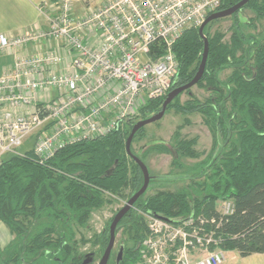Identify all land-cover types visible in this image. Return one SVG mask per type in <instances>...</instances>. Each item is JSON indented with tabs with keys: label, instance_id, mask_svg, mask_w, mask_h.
<instances>
[{
	"label": "trees",
	"instance_id": "obj_1",
	"mask_svg": "<svg viewBox=\"0 0 264 264\" xmlns=\"http://www.w3.org/2000/svg\"><path fill=\"white\" fill-rule=\"evenodd\" d=\"M239 1L221 0L217 11ZM245 10L254 14L252 19L243 18ZM229 19L227 40L222 32L209 33L211 24L219 20L204 29L208 57L196 86L205 87L208 97L200 101L187 90V101L180 103L179 95L166 110L200 114L212 137L211 150L195 165L196 176H161L167 182L189 179L188 188L175 192L159 190L148 197L143 198V194L136 201L116 228V233L123 229L131 243H125L118 264L138 262L146 233L145 215L168 220L197 213L218 220L217 201L233 204L232 214L220 220L221 249L235 251L241 257L264 254V28L257 35L245 34L241 28L243 24L253 27L255 21L264 20V0H249ZM203 48L198 28H188L177 38L172 51L178 73L168 92L192 80ZM153 50L160 55L161 44L156 43ZM225 69L232 72L221 81L218 73ZM165 97L148 100L137 116L124 120L118 129L67 145L50 160L40 162L32 149L1 160L0 223L9 230L13 242L0 250V264L80 263L73 226L84 227L93 211L111 203L113 198L123 197V190H129L125 198L128 200L140 189L142 173L127 154L125 143L133 125L158 113ZM143 136L141 128L132 142ZM196 143L197 138L186 139L176 132L168 143H150L140 154L134 153L132 146L130 151L143 163L151 152L168 154L171 168L181 170L182 159L201 157ZM200 179L203 181L196 182ZM152 180L156 182L157 178ZM109 225L110 221L95 238L98 251L107 245ZM10 247L13 252L3 257Z\"/></svg>",
	"mask_w": 264,
	"mask_h": 264
},
{
	"label": "built area",
	"instance_id": "obj_2",
	"mask_svg": "<svg viewBox=\"0 0 264 264\" xmlns=\"http://www.w3.org/2000/svg\"><path fill=\"white\" fill-rule=\"evenodd\" d=\"M220 4L99 0L78 13L71 0L41 3L44 27L0 34V55L17 51L0 77V162L21 156L29 140L40 162L50 160L67 145L118 129L148 100L165 96L178 73L173 44ZM156 43L160 55L153 52ZM32 45L45 50L22 53ZM215 209L218 220L197 213L168 220L145 215L136 264H222L218 229L233 204L217 201Z\"/></svg>",
	"mask_w": 264,
	"mask_h": 264
},
{
	"label": "rangeland",
	"instance_id": "obj_3",
	"mask_svg": "<svg viewBox=\"0 0 264 264\" xmlns=\"http://www.w3.org/2000/svg\"><path fill=\"white\" fill-rule=\"evenodd\" d=\"M93 2L94 1H91L90 4H93ZM74 9L76 11L75 7ZM242 16H244L243 18L245 19H252L254 14L249 10H245L243 11ZM230 24L231 20L229 19V17L221 19L211 24L209 33L213 35L214 33L222 32L225 35V39L227 40L230 36ZM241 28L242 32L245 34L257 35L264 28V20L255 21L253 27L243 24ZM262 34H264V32ZM231 72V69L221 70L218 73V78L221 81H225L227 78H229ZM190 90L191 94L200 101H203L209 95L205 87L194 86ZM188 98L189 97L187 96V94L182 93L179 96V102L184 103L188 100ZM176 132H178L179 135L186 139L197 138L195 149L199 152H202V155L197 160L182 159L184 168L181 170H175L171 168L170 155L157 152H151L150 154H148L144 160V164L148 169L149 175L151 177L157 178V181H151L143 198L151 196L159 190L175 192L183 189L184 187L188 188L190 186L189 179H174L167 182L166 180H161V176H169L170 174H172V176H180L193 173L195 165L204 160V158L209 154L212 147V137L208 128L203 123L201 115L197 113L185 115L175 112L174 110L166 111L163 118H161L159 121L145 126L144 136L142 137V139H137L131 143L132 149L134 150V153L140 154L141 150H144V148L146 149V147L150 143L160 141L168 143L171 140L173 134ZM29 148L31 149V145L29 143H25L21 147L20 151L24 153L29 150ZM189 176L196 175H194L193 173ZM202 181L203 179H200L196 182ZM128 193V189L123 190V197L113 198L111 203L104 205L99 210L93 211L84 227H80L77 225L73 226V229L75 231L73 240L77 244V251L79 253L85 254L86 252L97 251L95 238L103 230V227L107 224L113 214L124 206L127 201L125 200V198L128 196ZM121 238L125 241L126 244H128V246L131 245V243H129V240H127V236L125 234H120L116 238L113 251H116L119 245L118 242ZM13 250L14 248L10 247L6 253L4 252L5 254L3 253V257H5L6 254L12 253Z\"/></svg>",
	"mask_w": 264,
	"mask_h": 264
},
{
	"label": "crops",
	"instance_id": "obj_4",
	"mask_svg": "<svg viewBox=\"0 0 264 264\" xmlns=\"http://www.w3.org/2000/svg\"><path fill=\"white\" fill-rule=\"evenodd\" d=\"M46 1L53 0H0V34H19L29 29H38L45 26L44 19L38 11V6ZM76 11L82 12L91 1L99 0H71ZM45 46H28L22 50L23 54H35L44 51ZM17 51H7L0 55V77L4 68L11 65ZM27 143L31 145V140ZM30 149V148H29ZM13 241V236L3 223H0V250L5 249ZM222 264H264V254H254L241 257L235 251L226 252Z\"/></svg>",
	"mask_w": 264,
	"mask_h": 264
},
{
	"label": "water",
	"instance_id": "obj_5",
	"mask_svg": "<svg viewBox=\"0 0 264 264\" xmlns=\"http://www.w3.org/2000/svg\"><path fill=\"white\" fill-rule=\"evenodd\" d=\"M248 1L249 0H241L238 3H236L235 5L229 7L225 10L216 11L215 13L208 16V18L204 21V23L198 28V34L203 40L204 48H203L200 64L198 66V70H197L196 74L194 75V77L192 78V80L190 82H188L187 84L180 86V87H177V88L171 90L170 92H168L166 94V97H165L163 103H162L161 110L158 113H156V114H154V115H152V116H150L144 120H140L136 124L133 125L131 132H130L127 140H126L125 148H126L127 154L129 156H131L134 163L139 167V169L142 173V177H143V184L140 187V189L136 193H134L126 201L124 206L115 214L114 218L112 219V221L109 225V234H110L109 243L107 245V248H106L99 264H107L109 254H110V252L114 246L115 230H116L118 223L132 209V207L134 206L136 201L143 194H145L147 187L149 186L150 181L153 179V177H151L149 175L148 169L145 166V164L137 156H134L131 154L130 148H131V143H132V140L134 138V135L136 134V132L139 129L144 128L145 126H147L149 124L155 123V122L159 121L161 118H163V116L167 110V107L173 102V100L177 96L181 95L182 93H184L187 90H190L192 87L196 86L198 84V82L202 79V76L204 74L205 67H206V60L208 57V40L204 35L205 27L209 23H211L215 20H221V19L231 17L233 14L239 12L248 3ZM152 216H156V215H152ZM120 255L121 254H119V259H120ZM91 261H92V259L88 258V256H87L86 259L82 262V264H89Z\"/></svg>",
	"mask_w": 264,
	"mask_h": 264
},
{
	"label": "flooded vegetation",
	"instance_id": "obj_6",
	"mask_svg": "<svg viewBox=\"0 0 264 264\" xmlns=\"http://www.w3.org/2000/svg\"><path fill=\"white\" fill-rule=\"evenodd\" d=\"M238 13V12H237ZM236 14V13H235ZM121 209V208H120ZM119 209V210H120ZM118 210V211H119ZM118 211H116L114 214H113V216L110 218V223H111V221H112V219L114 218V216H115V214L118 212ZM129 213V212H128ZM127 213V214H128ZM126 214V215H127ZM125 215V216H126ZM124 216V217H125ZM123 217V218H124ZM122 218V219H123ZM121 219V220H122ZM108 221V222H109ZM121 222V221H120ZM120 222L118 223V225L120 224ZM117 225V226H118ZM105 228H106V225L103 227V230L97 235V236H100L103 232H104V230H105ZM117 228V227H116ZM123 235V229H120L119 231H117V233H116V230H115V241H116V238H117V236L118 235ZM109 239H110V234H109V228H108V242H107V245H108V243H109ZM115 241H114V246H115ZM119 245H118V247H117V249H116V251H113V249H114V246H113V248H112V250H111V252H110V254H109V258H108V260H107V264H118L119 262H120V260L122 259V255H123V249H124V247H125V242H124V240H122V238L119 240ZM107 245H106V247L102 250V251H98L99 250V247L96 245V247H97V251L95 252V251H93V252H86L85 254H82V253H80L81 254V260H80V263L79 264H82V262L86 259V257L88 256V258H91L92 259V261L89 263V264H99L100 263V261H101V259H102V256H103V254H104V252H105V250H106V248H107ZM119 254H121L120 255V259H119ZM119 259V260H118Z\"/></svg>",
	"mask_w": 264,
	"mask_h": 264
}]
</instances>
